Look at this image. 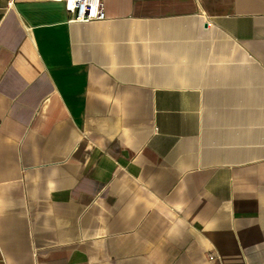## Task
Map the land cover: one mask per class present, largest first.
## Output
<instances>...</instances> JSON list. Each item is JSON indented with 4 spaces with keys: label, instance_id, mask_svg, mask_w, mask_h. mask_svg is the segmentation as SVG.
I'll return each mask as SVG.
<instances>
[{
    "label": "crops",
    "instance_id": "0c3cea01",
    "mask_svg": "<svg viewBox=\"0 0 264 264\" xmlns=\"http://www.w3.org/2000/svg\"><path fill=\"white\" fill-rule=\"evenodd\" d=\"M101 3L0 0V264H264V0Z\"/></svg>",
    "mask_w": 264,
    "mask_h": 264
},
{
    "label": "built area",
    "instance_id": "2783aa9c",
    "mask_svg": "<svg viewBox=\"0 0 264 264\" xmlns=\"http://www.w3.org/2000/svg\"><path fill=\"white\" fill-rule=\"evenodd\" d=\"M64 4L66 11L71 14L72 21L89 22L94 20H103L105 12L101 0H51ZM210 260L214 256L209 257Z\"/></svg>",
    "mask_w": 264,
    "mask_h": 264
}]
</instances>
